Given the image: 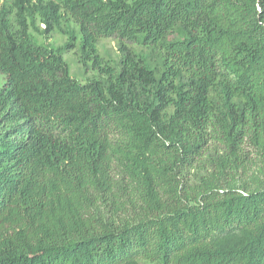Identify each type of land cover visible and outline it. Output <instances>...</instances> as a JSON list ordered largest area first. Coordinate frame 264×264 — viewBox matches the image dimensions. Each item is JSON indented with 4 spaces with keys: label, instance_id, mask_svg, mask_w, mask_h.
<instances>
[{
    "label": "trees",
    "instance_id": "trees-1",
    "mask_svg": "<svg viewBox=\"0 0 264 264\" xmlns=\"http://www.w3.org/2000/svg\"><path fill=\"white\" fill-rule=\"evenodd\" d=\"M257 161L264 0H0V264H264Z\"/></svg>",
    "mask_w": 264,
    "mask_h": 264
},
{
    "label": "rangeland",
    "instance_id": "rangeland-1",
    "mask_svg": "<svg viewBox=\"0 0 264 264\" xmlns=\"http://www.w3.org/2000/svg\"><path fill=\"white\" fill-rule=\"evenodd\" d=\"M111 43L112 45H115L114 41ZM64 57L66 61L69 63L72 76L85 78L87 75H92L93 72L91 70H86V68L76 60V56L72 51L69 53H65ZM263 182H264V163L257 161V163H254L251 166V168L248 170L246 174L241 175L237 179V181L234 182V186L238 189L243 188L245 185L253 186L251 188H256L260 186Z\"/></svg>",
    "mask_w": 264,
    "mask_h": 264
}]
</instances>
